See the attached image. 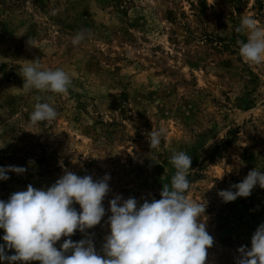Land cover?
<instances>
[{"label":"rangeland","instance_id":"1","mask_svg":"<svg viewBox=\"0 0 264 264\" xmlns=\"http://www.w3.org/2000/svg\"><path fill=\"white\" fill-rule=\"evenodd\" d=\"M243 17L264 27V0H0V167L26 169L0 180V201L29 184L46 190L67 171L109 175L106 214L86 230L102 254L109 201L160 199L175 173L169 159L184 151L192 160L186 195L206 204L214 239L206 264H236L264 223L258 184L232 202L218 195L251 170L264 172V64L239 55ZM80 31L85 38L73 45ZM32 62L66 71L67 94L25 89L20 70ZM38 102L57 118L31 124ZM160 129L151 149L147 134ZM85 238L79 230L70 237Z\"/></svg>","mask_w":264,"mask_h":264},{"label":"clouds","instance_id":"2","mask_svg":"<svg viewBox=\"0 0 264 264\" xmlns=\"http://www.w3.org/2000/svg\"><path fill=\"white\" fill-rule=\"evenodd\" d=\"M236 31L247 33V42L237 41L243 61L249 65L264 64V27L251 17H243ZM84 38V31L78 32L73 45ZM20 71L25 89L67 94L72 83L63 69L42 70L36 62L22 66ZM57 115L48 103L38 102L30 114V123L50 122ZM164 134L163 129L147 134L151 149H159ZM169 163L175 173L170 185H163L160 199L151 202L144 199L138 206L135 198L123 199L118 194L109 201L111 215L105 223L110 233L104 238L102 254L97 252L86 230L99 225L106 214L103 201L110 191L109 175L94 180L91 175L80 177L67 171L46 190L29 184L26 191L13 193L7 202L0 201V229L5 233L0 261L8 264L33 261L39 264H206L214 239L206 230V204L186 195L191 187L187 178L192 170L191 157L184 151L174 152ZM8 172L22 174L26 169L0 167V180L9 179ZM257 184L264 189V172L254 169L242 182L231 186L235 192L230 188L218 195L224 202H232L237 197H249ZM74 204L79 205V212ZM77 230L86 238L73 242L70 237ZM62 237L69 239L58 250L55 245ZM5 247L15 254L6 255ZM237 251L240 255L236 264H264V223L252 235L251 248L241 246Z\"/></svg>","mask_w":264,"mask_h":264}]
</instances>
